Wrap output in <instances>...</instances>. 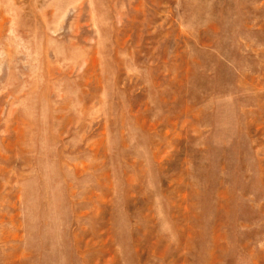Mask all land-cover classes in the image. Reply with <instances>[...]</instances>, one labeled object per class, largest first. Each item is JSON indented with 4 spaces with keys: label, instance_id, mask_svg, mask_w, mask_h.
<instances>
[{
    "label": "rangeland",
    "instance_id": "rangeland-1",
    "mask_svg": "<svg viewBox=\"0 0 264 264\" xmlns=\"http://www.w3.org/2000/svg\"><path fill=\"white\" fill-rule=\"evenodd\" d=\"M0 264H264V0H0Z\"/></svg>",
    "mask_w": 264,
    "mask_h": 264
}]
</instances>
